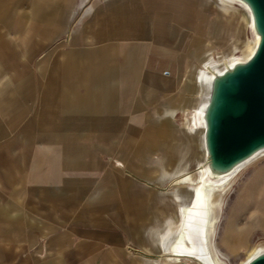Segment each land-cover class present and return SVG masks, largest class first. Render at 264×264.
Segmentation results:
<instances>
[{
    "label": "crops",
    "instance_id": "crops-1",
    "mask_svg": "<svg viewBox=\"0 0 264 264\" xmlns=\"http://www.w3.org/2000/svg\"><path fill=\"white\" fill-rule=\"evenodd\" d=\"M228 3L0 0V264L157 263L193 193L188 56Z\"/></svg>",
    "mask_w": 264,
    "mask_h": 264
},
{
    "label": "bare ground",
    "instance_id": "bare-ground-1",
    "mask_svg": "<svg viewBox=\"0 0 264 264\" xmlns=\"http://www.w3.org/2000/svg\"><path fill=\"white\" fill-rule=\"evenodd\" d=\"M228 1L243 6L242 15L245 23L251 26L253 19L249 15L246 4L241 0ZM259 40L260 36L257 37L254 34L253 41L248 44L243 55L245 63L253 57ZM234 62L233 57L225 58L222 62L207 56L201 66L195 70L194 83L199 89L197 92L201 90V85L203 92L197 94V104L189 120L192 124L190 130L199 141L201 151L197 153L195 160L193 159L191 169L186 164L185 173L187 174H184L178 182L187 183L192 180V173L196 174L197 182L194 185L188 183L193 193L191 192L190 198L177 206L175 221L170 223L171 228L168 226L159 233H155L162 247L157 259H160L163 264H221V259L214 252L212 243L223 205V200L219 198L217 192L227 186L236 172L238 173L244 166L264 155V144H257L231 163L224 164L216 161L213 166L219 171L216 178L212 179L213 172L208 166V156L204 146L208 134L207 127L215 103L214 94L217 88L226 83L229 76L237 69ZM175 226L176 229L173 230ZM239 238L237 236L236 240L239 241ZM261 257H264V251L260 247H253L247 252L245 260L239 264H250Z\"/></svg>",
    "mask_w": 264,
    "mask_h": 264
},
{
    "label": "rangeland",
    "instance_id": "rangeland-1",
    "mask_svg": "<svg viewBox=\"0 0 264 264\" xmlns=\"http://www.w3.org/2000/svg\"><path fill=\"white\" fill-rule=\"evenodd\" d=\"M231 3L227 5L234 11V15L229 16L228 31H217L214 38L205 41L207 47H197L192 50L193 53L189 54L191 72L185 73L183 77L188 84L194 83L195 70L201 66L207 56L222 62L225 58L233 57L234 66H242L245 63L243 55L248 44L253 41L256 30L253 21H251V26L245 23L242 15L243 6L235 2ZM246 7L252 19L250 9L247 5ZM221 32L225 34L222 35ZM255 35L258 37L257 33ZM202 89L201 85V90L197 94H202ZM197 90H199L198 87ZM192 116L191 112L187 117V123L184 122L188 130L192 128L190 121ZM196 147L199 153L201 149L197 139ZM210 169L213 172L212 179H215L218 172L211 167ZM235 175L224 189L217 192L219 198L223 200V205L212 243L214 252L221 259V264H239L245 260L247 252L253 247H260L264 251V155L244 166ZM191 177L194 180H189L187 183L194 185L197 182L196 174L192 173ZM174 221L175 219L171 222ZM168 226L171 228L170 223L167 224ZM175 229L176 226L173 230ZM152 230L150 228V231ZM237 236L240 237L239 241L236 240ZM157 256L153 257L157 260L156 264H163Z\"/></svg>",
    "mask_w": 264,
    "mask_h": 264
},
{
    "label": "water",
    "instance_id": "water-1",
    "mask_svg": "<svg viewBox=\"0 0 264 264\" xmlns=\"http://www.w3.org/2000/svg\"><path fill=\"white\" fill-rule=\"evenodd\" d=\"M250 9L259 44L253 57L229 76L214 94L204 143L207 163H231L264 144V0H241ZM250 264H264L261 257Z\"/></svg>",
    "mask_w": 264,
    "mask_h": 264
}]
</instances>
